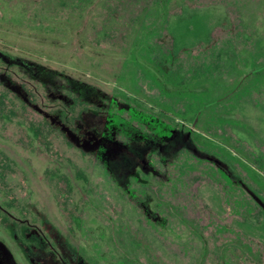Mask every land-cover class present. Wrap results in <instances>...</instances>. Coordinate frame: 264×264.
I'll return each instance as SVG.
<instances>
[{
  "label": "rangeland",
  "instance_id": "1",
  "mask_svg": "<svg viewBox=\"0 0 264 264\" xmlns=\"http://www.w3.org/2000/svg\"><path fill=\"white\" fill-rule=\"evenodd\" d=\"M0 264H264V0H0Z\"/></svg>",
  "mask_w": 264,
  "mask_h": 264
}]
</instances>
